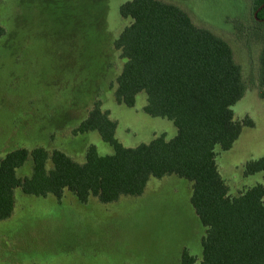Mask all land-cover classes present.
I'll use <instances>...</instances> for the list:
<instances>
[{"label": "rangeland", "instance_id": "1", "mask_svg": "<svg viewBox=\"0 0 264 264\" xmlns=\"http://www.w3.org/2000/svg\"><path fill=\"white\" fill-rule=\"evenodd\" d=\"M130 0H0V159L18 149L60 150L82 164L89 146L113 149L98 133L73 131L98 101L127 148L176 128L144 113L146 95L128 108L115 99L123 59L114 48L130 23L119 14ZM184 10L193 23L225 41L245 86L232 107L241 134L227 152L217 150L219 172L236 197L264 173L245 164L264 157V87L258 81L264 26L253 21L252 0H160ZM248 121L251 125H245ZM30 162L18 176L30 175ZM191 183L151 177L139 196L86 203L65 190L61 199L15 190L11 216L0 221V264H180L182 252L201 260V226L190 204Z\"/></svg>", "mask_w": 264, "mask_h": 264}, {"label": "trees", "instance_id": "2", "mask_svg": "<svg viewBox=\"0 0 264 264\" xmlns=\"http://www.w3.org/2000/svg\"><path fill=\"white\" fill-rule=\"evenodd\" d=\"M252 3L253 21L264 26V0ZM119 14L130 23L114 42L124 61L115 99L131 108L144 93V113L171 121L176 135L124 147L115 138L117 124L96 101L73 132L98 133L113 153L99 155L91 145L82 164L56 149L6 153L0 159V221L13 213L16 189L56 199L67 190L80 203L91 197L111 203L141 195L151 177L176 176L191 183L190 204L204 228L201 260L184 251L180 264H264V186L255 184L230 197L216 161L217 150L229 151L243 126L232 111L245 86L231 48L172 3L130 0ZM258 81L264 87V45ZM28 162L30 175L19 177ZM244 170L246 175L264 173V157L247 162Z\"/></svg>", "mask_w": 264, "mask_h": 264}]
</instances>
